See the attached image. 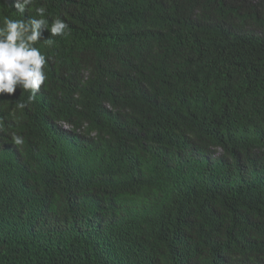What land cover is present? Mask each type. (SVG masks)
Returning a JSON list of instances; mask_svg holds the SVG:
<instances>
[{
	"label": "trees",
	"instance_id": "1",
	"mask_svg": "<svg viewBox=\"0 0 264 264\" xmlns=\"http://www.w3.org/2000/svg\"><path fill=\"white\" fill-rule=\"evenodd\" d=\"M41 5L68 35L0 95V264H264V0Z\"/></svg>",
	"mask_w": 264,
	"mask_h": 264
},
{
	"label": "clouds",
	"instance_id": "2",
	"mask_svg": "<svg viewBox=\"0 0 264 264\" xmlns=\"http://www.w3.org/2000/svg\"><path fill=\"white\" fill-rule=\"evenodd\" d=\"M34 3L35 0H14L11 7L23 18L0 17V95H13L19 87L23 92H30L28 103L35 100L47 80L45 65L48 58L35 45L42 40L46 30L51 36L43 42L49 46L54 43L53 37L68 35V24L64 19L56 17L49 24L43 5L35 8V16L25 17V12H30ZM26 106L25 103L18 105L21 109ZM65 127L71 129L67 123ZM11 135L15 145L24 143L21 135L15 132Z\"/></svg>",
	"mask_w": 264,
	"mask_h": 264
}]
</instances>
